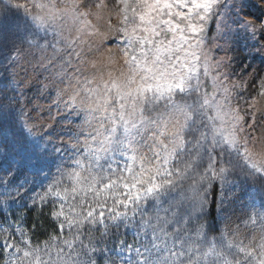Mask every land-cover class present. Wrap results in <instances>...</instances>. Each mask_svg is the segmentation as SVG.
I'll return each instance as SVG.
<instances>
[{"label":"snow or ice","instance_id":"obj_1","mask_svg":"<svg viewBox=\"0 0 264 264\" xmlns=\"http://www.w3.org/2000/svg\"><path fill=\"white\" fill-rule=\"evenodd\" d=\"M106 7L105 0H0L4 21H23L22 31L16 23L8 32L39 52L35 63L56 90L57 117L83 116L88 129L69 145L70 163L31 197L33 207L49 208L54 230L34 243L35 225L0 221V261L264 264V202L244 218L252 230L244 238L238 226L213 235L200 223L214 181L237 172L264 178V156L255 158L247 146L259 118L234 105L240 85L220 78L207 47L222 0H114L101 34L89 18L99 19ZM243 23L255 33L254 24ZM102 46L111 47L100 63L90 57ZM12 53L13 61L21 53L15 43ZM258 87L264 95V82ZM29 145L28 136L9 142L0 131V148L21 160ZM122 224L137 226L134 244L113 232ZM105 237L118 243L102 250Z\"/></svg>","mask_w":264,"mask_h":264},{"label":"rangeland","instance_id":"obj_2","mask_svg":"<svg viewBox=\"0 0 264 264\" xmlns=\"http://www.w3.org/2000/svg\"><path fill=\"white\" fill-rule=\"evenodd\" d=\"M105 3L107 7L100 11L99 19L89 18L101 34L107 31L109 12L114 11V0H105ZM220 13L219 24L213 20L208 25L207 47L213 61L220 62L217 70L222 74L220 78L226 84L240 85L233 91L236 97L234 105L239 101L242 109L255 112L259 118L260 131L247 145L254 157L259 159L264 156V117H261L264 95L259 94L258 87L264 82V28L261 27L264 0H222ZM244 21L256 26L255 33L244 26ZM0 22H3L0 33L7 37L0 39V131L7 133L9 142L22 140L24 136L34 142V146L29 145L30 152L23 160L11 149L0 148V221L7 219L11 222L13 219L9 214L13 211L33 208L31 197L42 191V186L48 182L46 177L50 178L57 168L70 163L72 149L69 145L75 143L77 137L84 139L88 129L83 116L79 119L57 117V109L52 104L56 90L49 73L35 63L34 56H39V52L8 32L16 23H20L22 31L23 21L15 15L4 21L0 14ZM13 43L21 49L14 61L10 59ZM100 44L99 37L95 38L94 47ZM109 47H100L90 58L103 63L109 55ZM249 105L252 107L249 108ZM8 119L14 123L5 122ZM25 126L31 128L30 136L24 131ZM262 202L264 178L234 173L223 184L218 180L215 226L209 221L207 205L200 223L212 226L215 229L213 235H219L222 229H227L231 235V230L238 226L241 238H244L252 230L245 228L243 220L253 205L259 208ZM19 220L22 221V217ZM136 233L137 226L131 225L119 240L134 244ZM99 264H105V260L101 258Z\"/></svg>","mask_w":264,"mask_h":264},{"label":"trees","instance_id":"obj_3","mask_svg":"<svg viewBox=\"0 0 264 264\" xmlns=\"http://www.w3.org/2000/svg\"><path fill=\"white\" fill-rule=\"evenodd\" d=\"M5 122L8 123H14V121L8 119ZM217 184L218 180L213 182V185L209 188V197H208V218L209 221L212 223L213 226H215V219H216V210L218 207L217 203ZM10 219H17L23 216V224L25 230L31 229L33 225H35V229L32 232V239L33 242L42 241L46 239L49 232L53 231L55 228V223L52 220V218L49 215V208H38L34 207L32 209H17L13 211L11 214H9ZM7 217V216H6ZM125 225H121L118 232H116L115 229H113V232L116 233V236L120 238V236L125 231ZM97 237H99V233L96 234ZM117 239H113L112 237H105L100 240V243L98 247L100 249H105L109 245H112ZM6 259V257H5ZM0 264H3V261H0Z\"/></svg>","mask_w":264,"mask_h":264}]
</instances>
